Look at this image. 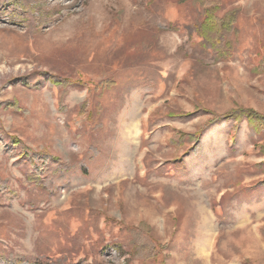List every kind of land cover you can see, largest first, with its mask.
<instances>
[{"label": "rangeland", "instance_id": "obj_1", "mask_svg": "<svg viewBox=\"0 0 264 264\" xmlns=\"http://www.w3.org/2000/svg\"><path fill=\"white\" fill-rule=\"evenodd\" d=\"M25 2L0 0V264H264V134L227 116L264 115V0H212L224 60L189 29L208 0Z\"/></svg>", "mask_w": 264, "mask_h": 264}, {"label": "trees", "instance_id": "obj_2", "mask_svg": "<svg viewBox=\"0 0 264 264\" xmlns=\"http://www.w3.org/2000/svg\"><path fill=\"white\" fill-rule=\"evenodd\" d=\"M25 1L12 0L13 7L26 14L33 13L34 5L27 4ZM201 7L200 14L202 19L195 21L194 24L189 26V29L202 39L201 46L206 52L215 54L217 60H224L225 55L231 49V43L226 36L236 32L238 13L233 10L223 16H219V7L212 0H208L206 4L202 3ZM8 105L10 104L5 103V108ZM227 116L237 125L244 121L256 134H264V115H260L250 109L239 108L228 113Z\"/></svg>", "mask_w": 264, "mask_h": 264}, {"label": "bare ground", "instance_id": "obj_3", "mask_svg": "<svg viewBox=\"0 0 264 264\" xmlns=\"http://www.w3.org/2000/svg\"><path fill=\"white\" fill-rule=\"evenodd\" d=\"M134 128H132V130H133Z\"/></svg>", "mask_w": 264, "mask_h": 264}]
</instances>
